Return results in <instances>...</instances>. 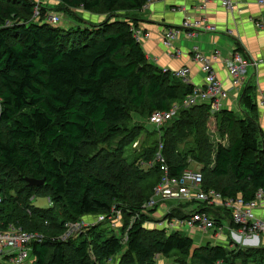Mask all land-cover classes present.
<instances>
[{
	"label": "trees",
	"instance_id": "obj_1",
	"mask_svg": "<svg viewBox=\"0 0 264 264\" xmlns=\"http://www.w3.org/2000/svg\"><path fill=\"white\" fill-rule=\"evenodd\" d=\"M55 1L34 17L32 0H0V230L12 226L44 237L30 246L32 260L24 264H108L116 255V264H165L158 258L264 264V247L230 240L195 246L180 231L157 226L185 213L158 219L156 205H145L161 178L154 161L159 145L171 179L194 163L203 189L223 198L247 202L264 189V137L250 88L240 97L243 117L224 109L212 113L207 104L183 107L192 88L149 63L132 36L137 22L130 14L149 0ZM50 9L74 24L46 23ZM79 11L104 18L91 22ZM173 105L176 113L159 131L140 125ZM24 178L44 184L29 187ZM31 198H47L48 207L33 206ZM197 205L216 220V229L222 220L237 228L225 209L212 213ZM116 211L120 237L99 229L101 223L60 240L65 224ZM0 263L12 264L9 258Z\"/></svg>",
	"mask_w": 264,
	"mask_h": 264
},
{
	"label": "crops",
	"instance_id": "obj_2",
	"mask_svg": "<svg viewBox=\"0 0 264 264\" xmlns=\"http://www.w3.org/2000/svg\"><path fill=\"white\" fill-rule=\"evenodd\" d=\"M80 12L84 19L91 22H100L104 18V16ZM84 15L89 16L84 17ZM130 15L136 19V26L149 34V37L139 41L147 61L167 71L188 68V83L184 84L191 88H200L204 84V74L200 65L193 60V53L200 52L206 56L217 54L218 60L212 63V70L227 94V98L221 102L219 110L233 111L237 116L243 117L244 109L240 106V97L246 88H250L256 106V122L264 137V106L259 105L260 98L264 95V64L250 68L242 77V81L234 84L226 62V60H231L235 53L252 59L264 58V27L257 28L255 26V22L264 19V6L258 5L255 0H236L234 10L228 12L214 1L201 5L194 0H158ZM199 19L214 26L217 32H199L188 37L186 32L182 31L173 41L172 48L167 49L163 46L162 37L165 30L178 28L183 21L192 22ZM227 31L231 34H227ZM174 51H178L180 54L175 56ZM212 134L217 140L216 134ZM222 144H225V141H222ZM199 168L200 166L197 164L190 165V169L199 170ZM198 206L194 200H157L155 217L162 218L166 212L171 211L188 214L198 209ZM206 206L212 213L221 212L220 209H222L216 204ZM254 215L257 219L264 220V203L259 204ZM85 217L82 219H86ZM89 219L87 218V221H91ZM222 224V233L214 231L202 233L208 235L207 243L227 246L230 240L235 245L244 247L232 240L230 232L233 229L228 227V222L222 220ZM152 227L153 225H149V228ZM188 233L195 234L189 230ZM251 245L253 246L244 248L264 247V237L259 236L257 245Z\"/></svg>",
	"mask_w": 264,
	"mask_h": 264
},
{
	"label": "built area",
	"instance_id": "obj_3",
	"mask_svg": "<svg viewBox=\"0 0 264 264\" xmlns=\"http://www.w3.org/2000/svg\"><path fill=\"white\" fill-rule=\"evenodd\" d=\"M34 6V17L38 15L42 3L45 0H32ZM158 0H149L147 4ZM201 5L207 2H218L226 11L232 12L235 8L236 0H194ZM258 5L264 6V0H255ZM146 4V5H147ZM45 20L50 24H56L60 21V17L55 14H46ZM257 28L264 27V19L255 22ZM184 31L188 37H192L199 32L215 33L217 32L214 26L204 22L203 19L194 20L192 22L183 21L178 28L167 29L163 33L162 43L167 49L172 48V43L177 39L179 34ZM132 36L138 42L142 38L149 37L148 33L143 32L138 27L131 28ZM227 34H231L227 31ZM174 55H179L180 52L174 51ZM193 60L200 65V69L204 74L203 86L200 88L193 87L189 95L182 101L183 107H192L197 104H207L211 112H217L220 109V104L227 98L226 92L223 90L220 81L216 78L212 63L218 60L217 54L206 56L200 52L193 53ZM264 60L261 58L252 59L247 56H242L235 53L231 60L227 61L228 71L232 77L233 83L238 84L242 81V77L248 72L250 68L258 67ZM167 71V70H163ZM172 76L183 83H188L189 69L186 67L174 71H168ZM206 102V103H203ZM259 104L264 106V95L260 98ZM178 109L177 105H173L166 112L152 113L148 118V123L154 127L156 131L171 120L172 116ZM159 145V151L161 149ZM155 155V162L160 165L161 178L154 188L153 197L145 204L146 208H154L157 200L171 201L179 199L194 200L196 203L206 205L216 204L222 209L230 212L232 221L236 229L231 230L230 234L232 240L241 244L242 246L252 247L251 244L258 243V237H264V220L257 219L254 215L255 209L259 204L264 203V189L256 190L254 197L250 201H243L238 198H223L220 193L215 190H204L202 187L203 177L200 170L186 169L182 172L178 179H171L168 176L167 168L160 152ZM151 164L146 165L147 167ZM0 195V203H1ZM32 200V198H31ZM183 219L172 218L171 220L161 221L157 226L162 228L165 226L170 230H177L184 226L190 232L205 233L214 231L222 233V227L216 229L214 220L205 212L194 210ZM120 220L119 212H112V214L96 215L91 221L81 220L75 223L65 224V233L60 236V240L66 241L71 235L79 233L88 227H92L101 223H110L115 225V222ZM87 223H85V222ZM224 231V230H223ZM44 240L43 235L38 233H28L22 231L20 228L9 226L6 230H0V261L9 258L12 264H24L29 258L31 251L30 246L34 243H41ZM250 242V244H248ZM251 245V246H250Z\"/></svg>",
	"mask_w": 264,
	"mask_h": 264
},
{
	"label": "rangeland",
	"instance_id": "obj_4",
	"mask_svg": "<svg viewBox=\"0 0 264 264\" xmlns=\"http://www.w3.org/2000/svg\"><path fill=\"white\" fill-rule=\"evenodd\" d=\"M52 5L53 6L57 5V2L55 0H45V2L42 3V7H45L46 6V8H51V7H53ZM48 13L49 14H55V15H57V16L60 17V21L58 23H56V24H50V23H48L45 20L46 23H48V24H50L52 26H58V27L64 28V27H67V26L71 25V23L74 24L73 19L68 14H65V13H62V12L59 13L57 11H54L53 9H50ZM79 14H81L82 17H83V14L80 11H79ZM88 16L89 15H84V17H88ZM73 27H75V26H73ZM261 59L264 60V58H261ZM261 64H264V61ZM196 88H198V87H196ZM212 113H214V112H212ZM140 123H142L140 125H145V130L148 131V132H152V130L154 129V127L148 123L147 119L141 120ZM142 139H143V137H141L139 139V141L137 142L138 144L135 143V145L133 146L135 149H138L139 144L142 142L141 141ZM131 152L132 151L130 149L127 150L126 156L127 157H128V155L130 156ZM31 202H32V205L35 206V207H39V208H47L48 207V199L47 198H35V199L32 198ZM85 218L86 219H83L85 221H87V218H90L89 220H92L94 218V215H92V216H86ZM85 221H83V222H85ZM85 223H87V222H85ZM99 226H100L99 229H101L103 231L111 232L114 235H116L117 237H120V235H121L120 234V230H121V227H122V221H120L119 219H118V221L115 222V225L106 222L105 224L99 225ZM177 230L180 231L181 233H183L185 236L190 237L193 240L195 246H201V245L203 246V245H205L207 243V236H208L207 234L204 235L202 233L196 232L194 235H191L190 233H188V229H187L186 226H184L182 228H179ZM85 231L86 230L84 229L83 232H85ZM242 248H244V247H242ZM118 257H119V255H116L113 258V260L110 261L108 264H116L117 263V260H118ZM28 260H32V259L29 257L26 260V263H28ZM158 260L160 261V263L168 264V261L167 260L165 261L162 258H158ZM170 261H172V260H170ZM170 261H169V263H171ZM0 264H3V263H0Z\"/></svg>",
	"mask_w": 264,
	"mask_h": 264
},
{
	"label": "water",
	"instance_id": "obj_5",
	"mask_svg": "<svg viewBox=\"0 0 264 264\" xmlns=\"http://www.w3.org/2000/svg\"><path fill=\"white\" fill-rule=\"evenodd\" d=\"M24 181L27 183L29 187H38L44 184V180H35L24 178Z\"/></svg>",
	"mask_w": 264,
	"mask_h": 264
},
{
	"label": "bare ground",
	"instance_id": "obj_6",
	"mask_svg": "<svg viewBox=\"0 0 264 264\" xmlns=\"http://www.w3.org/2000/svg\"><path fill=\"white\" fill-rule=\"evenodd\" d=\"M260 105V104H259ZM261 106V105H260ZM217 112H219V111H217ZM157 166V165H156ZM171 178V177H170ZM203 185V184H202ZM167 203V202H166ZM189 204V203H188ZM191 204V203H190ZM207 207V206H206ZM158 208V207H157ZM154 209V208H153ZM220 209V208H219ZM223 210V209H222ZM167 213V212H166ZM230 214V213H229ZM164 217V216H163ZM167 218V217H166ZM173 218V217H172ZM170 219V218H169ZM167 220V219H166ZM214 221H216L215 219H214ZM217 224V223H216ZM218 226V225H217ZM218 228V227H217Z\"/></svg>",
	"mask_w": 264,
	"mask_h": 264
}]
</instances>
